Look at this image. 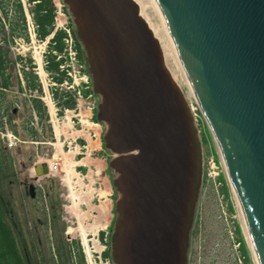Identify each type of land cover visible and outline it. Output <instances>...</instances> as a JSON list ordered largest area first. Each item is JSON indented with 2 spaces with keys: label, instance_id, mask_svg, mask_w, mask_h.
Listing matches in <instances>:
<instances>
[{
  "label": "water",
  "instance_id": "obj_1",
  "mask_svg": "<svg viewBox=\"0 0 264 264\" xmlns=\"http://www.w3.org/2000/svg\"><path fill=\"white\" fill-rule=\"evenodd\" d=\"M155 1L264 264V0ZM63 3L87 58L112 156L111 263L189 264L203 144L170 67L155 6ZM34 169L39 177L49 174L47 164Z\"/></svg>",
  "mask_w": 264,
  "mask_h": 264
},
{
  "label": "rangeland",
  "instance_id": "obj_2",
  "mask_svg": "<svg viewBox=\"0 0 264 264\" xmlns=\"http://www.w3.org/2000/svg\"><path fill=\"white\" fill-rule=\"evenodd\" d=\"M62 4L61 0H54L56 28L63 30L71 21L63 12ZM30 21L31 42L19 41L13 55L31 57L36 65L44 89L42 100L45 105L47 100L52 107L51 112L46 105L50 119L47 125L51 127L54 140L45 123L42 128L38 117L34 120V127L39 139L31 140L25 129L30 110L28 105H23L31 98L19 93L16 85L8 93V99L17 110L16 115L7 131L4 130V140L0 139L1 150L9 155L6 179L1 183L9 208L7 220L19 249L31 264H53L51 258L60 260L59 256L58 259L54 256L58 247L63 248L64 261H68L66 249L74 241L82 246L88 264H109L103 257L107 248L99 234L103 232L107 237L112 232L117 194L113 185L114 174L109 167L112 156L106 151L103 139L105 127L97 120L99 98L85 95L83 71L68 46L64 65L69 80L63 88L70 91L77 105L59 115L51 91L58 86L52 84V77L44 69L48 41L41 42L36 38L34 23L32 19ZM20 65L11 67L15 84ZM176 81L192 106L205 156L204 182L192 232L190 264H257L218 147L197 110L195 97H191L181 77ZM7 136L15 138L14 147H7ZM212 157L217 167L214 169L208 164ZM38 158H41L40 162H37ZM51 162L59 165L57 172L43 177L36 175V164ZM219 175L226 180L228 192L220 183ZM30 186H33V192ZM237 226L249 252V263L240 245Z\"/></svg>",
  "mask_w": 264,
  "mask_h": 264
},
{
  "label": "trees",
  "instance_id": "obj_3",
  "mask_svg": "<svg viewBox=\"0 0 264 264\" xmlns=\"http://www.w3.org/2000/svg\"><path fill=\"white\" fill-rule=\"evenodd\" d=\"M62 1V0H61ZM29 13L34 23V33L36 38L45 42L48 41V52L45 56V71L52 77L53 82L58 87H53L52 97L56 106L59 108V115L62 116L66 109L73 110L76 108V100L69 91L61 87L63 85L66 75L61 70L65 60L62 56L64 52L65 32L56 29V15L57 8L54 5V0H26ZM63 11L68 14L66 8L63 6ZM19 40L25 43L31 42L30 33L28 31L27 17L22 0H0V128L3 126V120L6 118L10 124L15 115L16 108L8 99V93L17 85L19 93L28 94L30 100L24 101L23 105L30 110V119L26 123V131L33 141H38L39 133L34 127V116L38 117L44 129V123L51 132V139L54 140L52 130L49 122V114L46 105L41 99L44 94L43 86L40 78L36 72V65L31 57H23L21 55H13L12 47L17 44ZM79 55L84 59V52L77 42ZM14 56V59L13 57ZM17 63L22 64L21 79L17 76V82H14V74L11 67ZM9 155L4 153L0 147V264H31L29 259L24 257L17 245L13 230L8 223L7 215L9 212L8 204L4 198L1 183L6 179L7 164ZM223 188L228 192V185L224 177H220ZM237 232L240 236V245L242 247L245 260L250 262L249 252L246 248L245 241L242 237L241 229L237 226ZM105 233L101 232L99 238L103 241ZM66 256L69 254L68 261H64L63 248L58 247L54 250L56 259L58 256L60 260H54L53 264H87L86 256L79 242H71L68 244ZM105 260L110 258L109 249L103 253ZM250 264V263H249Z\"/></svg>",
  "mask_w": 264,
  "mask_h": 264
},
{
  "label": "bare ground",
  "instance_id": "obj_4",
  "mask_svg": "<svg viewBox=\"0 0 264 264\" xmlns=\"http://www.w3.org/2000/svg\"><path fill=\"white\" fill-rule=\"evenodd\" d=\"M146 1L149 2L150 4H152L153 6H155L157 17H158V21H159V25H160V28H161V32H162V36H163V40H164V44H165V48H166L168 59H169V63H170V67L172 69L174 77L176 79H178V77H181V79L183 80V82L187 86L188 92L190 93L191 97L194 98L195 94H194V91L192 89L191 83H190V81L188 79V76L186 74V71H185V69H184V67H183V65H182V63L180 61L178 53L175 50V48H174V46H173V44L171 42V39H170L169 34L167 32L166 26L164 24L160 9H159V7H158V5H157L155 0H146ZM178 85H180V84H178ZM45 103L48 106L49 110L51 111L52 107L50 106V104L47 103V100L45 101ZM232 190H233V188H232ZM234 195H235V198H236L237 203H238V208L240 210V215L242 217V221H243V225H244V228H245V232H246L247 238H248V240L250 242L247 224H246V221H245V218H244V215H243L239 200H238L235 192H234ZM250 247L252 249L251 243H250ZM252 253H253V256L255 258L256 263L258 264V262L256 260V257L254 255L253 249H252Z\"/></svg>",
  "mask_w": 264,
  "mask_h": 264
},
{
  "label": "built area",
  "instance_id": "obj_5",
  "mask_svg": "<svg viewBox=\"0 0 264 264\" xmlns=\"http://www.w3.org/2000/svg\"><path fill=\"white\" fill-rule=\"evenodd\" d=\"M63 30L66 33V37L64 39V43H65V54L68 52V46H69V50L72 51L73 54H75V57H74L75 60L78 61V64L80 65L81 69H83V65L80 63V61L78 59V56H77V51H76V46H75V39L73 37L72 30L70 29V27H66ZM65 65L61 67L62 70H64L65 73H66V81H65L64 85H66L67 84V80H69L68 71H66ZM83 78H84L83 80H84V84H85V90L88 91L89 88H90L89 87V78H88V76L85 73H83ZM53 85H55V84H53ZM70 89H73V86H71ZM89 97H91V95ZM2 137H3V134H2ZM6 144L10 148L14 147L16 145L15 138L13 136L12 137L7 136ZM208 164L210 165V167L212 169L217 168L216 167V162H215V160H214L213 157L209 159ZM49 168H50V172L52 174V173H55V172L58 171L59 165L57 163H55V162H51V163H49Z\"/></svg>",
  "mask_w": 264,
  "mask_h": 264
}]
</instances>
